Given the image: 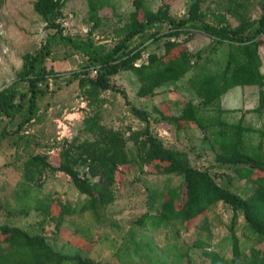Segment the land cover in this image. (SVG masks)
<instances>
[{
  "label": "rangeland",
  "instance_id": "rangeland-1",
  "mask_svg": "<svg viewBox=\"0 0 264 264\" xmlns=\"http://www.w3.org/2000/svg\"><path fill=\"white\" fill-rule=\"evenodd\" d=\"M133 1L110 0V4L99 11L103 19L101 26L90 33L87 0H65L59 19L63 33L74 40L111 49L124 36L123 28L135 10ZM34 2L0 0V90L17 80L23 56L39 50L54 33L45 27L41 16L34 11ZM226 4L227 0H207L201 6V14L206 21L219 24L220 16H224L222 7ZM164 5H168L172 17H187L188 0H144L146 9L154 12ZM145 14V11H140L139 19L143 20ZM260 15L261 0H251L245 18L257 20ZM224 17L221 24L233 29L241 23L229 14ZM166 32L167 26L158 24L130 42L131 49L139 46L142 50V59L137 64L145 62L149 54H164ZM153 34L159 35L157 41H154ZM177 41L181 45L172 50L167 58L169 61L202 50L206 65L211 69L225 63L228 47L214 46L212 39L198 30L183 31ZM259 52L260 72L264 77V45ZM44 66L53 74H49L47 87H42L45 93L38 97L35 118L16 131L27 110V102H24L20 110L13 111V118H3L0 122V226L43 234L55 252L67 256L80 255L95 264H210L212 254L230 256L232 236L238 240L243 253H248L255 239L245 231L246 224L241 214L232 225L233 211L223 203L187 223L159 222L156 214L162 200L173 198L181 201V178L161 174L164 165L159 162L142 166L139 159L132 157L133 145L129 141L130 169H121L117 175L112 188L116 199L108 207L107 214L105 211L107 216L101 225L92 223L84 215H62L65 204L77 207L85 200L68 176L45 172L33 182L24 177L22 164L28 158L41 155L58 166L67 142L90 139L91 134L84 129V119L97 110L100 123L120 132L126 139L132 131L143 130L144 122L130 110L135 107L149 116L153 135L160 138L165 147L183 151L195 168H210L216 182L222 186H225L222 176L229 177L233 191L247 197L255 187L251 182L253 177L248 183L240 180L233 169L215 164L204 134L193 124L172 126L158 121L154 113V109L160 108L166 114H179L181 108L193 99L188 80L195 71L176 83L157 89L155 96L147 98L136 95L138 84L135 78L123 71L111 78V86L116 91L103 92L99 97L103 102L97 100L89 106V99L75 77H83L86 71L87 76H93V67L82 53L55 41ZM25 89V84H21L20 90ZM257 105V87L234 88L221 100L222 108L231 111L226 114L227 121L237 122L243 116L244 126L261 129L264 127V115L259 117L250 112ZM250 139L253 144L258 140L256 135H251ZM46 201L49 202L50 217L41 226L43 217L37 206L38 202ZM1 240L12 258L40 264L38 254L20 241L7 236ZM52 261L48 257L47 264H52Z\"/></svg>",
  "mask_w": 264,
  "mask_h": 264
},
{
  "label": "trees",
  "instance_id": "trees-1",
  "mask_svg": "<svg viewBox=\"0 0 264 264\" xmlns=\"http://www.w3.org/2000/svg\"><path fill=\"white\" fill-rule=\"evenodd\" d=\"M188 1L187 17L176 19L169 14L168 5L154 12L146 9L144 0H134L135 10L130 13L129 22L123 28V38L106 50L94 46L92 42L87 44L74 40L63 33L59 19L62 17L65 0H35L34 11L41 16L45 27L54 33L39 50L23 56L17 80L0 90V122L3 118H13V111L20 110L24 102H27V110L16 131L35 118L38 97L45 93L42 87H47L49 74H53L52 70H46L44 63L55 41H61L82 53L96 70L94 77L87 76V71L83 77L75 76L79 80V87L89 99V106H93L97 100L103 102L99 100L101 94L114 90L111 78L123 71L135 78L138 84L136 95L139 98L153 97L157 89L176 83L195 71L188 80L193 99L181 108L179 114H166L160 108L154 109V113L158 121L172 126L193 124L204 134L215 164L233 169L240 180L248 183L253 177L251 182H254L255 187L247 197L233 191L229 177L222 176L225 183L222 186L216 182L210 168H195L183 151L165 147L163 141L153 135L149 116L135 107L130 110L144 122L143 130L132 131L126 139L120 132L103 126L97 110L84 119V129L91 134L90 139L67 142L58 166L52 165L47 157L41 155L28 158L22 164L24 177L33 182L45 172L68 176L78 193L85 196V200L77 207L65 204L62 215H84L92 223L101 225L107 216L108 207L116 199L112 188L117 175L121 169H130L129 141L133 145L132 157L139 159L142 166L159 162L164 165L161 174L181 178L182 199L180 203L173 198L162 200L156 214L159 222L187 223L218 203H223L233 211L232 225L237 221V215H242L246 224L245 231L255 239V243L244 254L238 240L232 236L230 256L212 254L210 264H264V127L255 129L244 126L243 116L237 122H229L226 114L231 111L221 106L222 98L232 89L257 87L258 105L250 112L259 117L264 115V77L260 72L262 62L259 52L264 45V0H261L260 17L250 21L245 16L251 0H227V4L222 7L223 13L241 21L234 29L221 24L225 18L223 13L219 24L203 18L201 6L207 0ZM109 4L110 0H87L90 33L101 26L103 19L99 11ZM140 11L146 13L143 20L139 19ZM158 24L168 28L164 34L167 39L163 45L164 54H149L145 62L137 64L142 59V50L139 46L131 49L130 42ZM192 29L206 34L214 46L228 47L222 67H208L202 50L167 60L172 50L181 45L177 37L183 31ZM157 36L152 35L154 41H157ZM21 84L26 86L24 91L20 90ZM251 135L258 138L255 144L250 142ZM38 203L37 209L43 217L39 225L42 226L50 217L49 202ZM3 236L14 238L37 253L40 264H47L48 257L53 259L52 264H95L80 255L67 256L55 252L43 234H31L8 225L0 226V264H29L12 258L10 250L2 246ZM186 259L189 262V257L186 256Z\"/></svg>",
  "mask_w": 264,
  "mask_h": 264
},
{
  "label": "built area",
  "instance_id": "built-area-1",
  "mask_svg": "<svg viewBox=\"0 0 264 264\" xmlns=\"http://www.w3.org/2000/svg\"><path fill=\"white\" fill-rule=\"evenodd\" d=\"M92 73H93V76H92V77H94V76L96 75V70L93 69V70H92Z\"/></svg>",
  "mask_w": 264,
  "mask_h": 264
}]
</instances>
